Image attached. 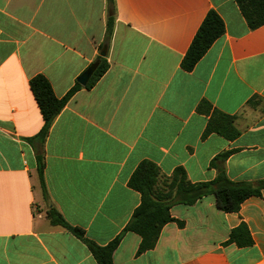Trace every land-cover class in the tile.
I'll list each match as a JSON object with an SVG mask.
<instances>
[{"label":"crops","instance_id":"crops-1","mask_svg":"<svg viewBox=\"0 0 264 264\" xmlns=\"http://www.w3.org/2000/svg\"><path fill=\"white\" fill-rule=\"evenodd\" d=\"M115 3L107 45V0H0V264H98L47 210L109 244L141 204L130 180L144 161L160 170L156 191L173 221L143 252L142 237L126 232L114 264H264V189L227 213L213 194L189 205L171 188L180 168L191 184L213 182L212 162L225 152L230 180L264 181V25L250 29L236 0ZM210 10L225 33L184 71ZM104 49L108 70L76 92L44 141L45 201L27 141L44 126L30 81L45 76L62 98ZM216 113L234 119L235 138L208 132ZM242 223L251 245L232 239Z\"/></svg>","mask_w":264,"mask_h":264},{"label":"trees","instance_id":"trees-1","mask_svg":"<svg viewBox=\"0 0 264 264\" xmlns=\"http://www.w3.org/2000/svg\"><path fill=\"white\" fill-rule=\"evenodd\" d=\"M109 16L106 30V44L113 34L116 13L115 0H107ZM250 29L254 30L264 25V0H236ZM225 33V25L221 17L214 10H210L199 27L192 43L182 59L181 67L184 71L191 72L196 64L208 52L212 45ZM99 65L86 86L78 81L70 91L62 98L55 96L48 79L39 74L30 81V87L38 103L44 119L42 130L33 138L27 139L36 152L37 172L40 181L42 196L49 201L46 188L44 169L45 158L43 144L49 130L57 116L64 109L70 99L82 88L92 89L108 70L106 57H98ZM216 131L226 138H235L238 131L234 126V119L224 114L216 113L208 126V132ZM39 141V145L35 144ZM231 152H225L217 156L212 165L218 169L216 179L211 183L191 184L187 181L183 169L175 172L171 188L176 189V201L192 205L203 196L213 194L218 209L224 212H238L244 201L252 196H261L264 189V181L257 184L246 182H233L226 173L225 160ZM160 178L159 168L152 162L144 161L134 172L130 185L141 194V204L134 211L131 220L112 242L101 246L89 239L82 228L69 224L62 214L54 207L49 206L47 218L53 226H59L80 239L90 250L98 264H114L113 255L118 248L124 234L134 232L142 237L140 251L154 248L164 225L173 221L170 214V203L156 191V185ZM246 238V239H244ZM232 239L239 245H251L252 237L245 223H242L232 233Z\"/></svg>","mask_w":264,"mask_h":264},{"label":"water","instance_id":"water-1","mask_svg":"<svg viewBox=\"0 0 264 264\" xmlns=\"http://www.w3.org/2000/svg\"><path fill=\"white\" fill-rule=\"evenodd\" d=\"M106 56V50H102L101 52V57H105ZM99 65V61L97 60L96 62H94L90 67H88L83 74H81V76L78 78V82L82 85V86H86L87 83L89 82V80L91 79V77L93 76L94 72L96 71L97 67Z\"/></svg>","mask_w":264,"mask_h":264}]
</instances>
